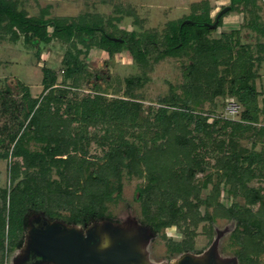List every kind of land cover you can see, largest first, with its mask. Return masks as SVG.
<instances>
[{
    "label": "trees",
    "instance_id": "obj_1",
    "mask_svg": "<svg viewBox=\"0 0 264 264\" xmlns=\"http://www.w3.org/2000/svg\"><path fill=\"white\" fill-rule=\"evenodd\" d=\"M229 2V11L242 4L253 12L247 25L264 38V24L254 12L257 0ZM115 10L120 11L119 6ZM210 11L204 0L193 5L189 14L168 21L160 39L151 37L152 32L132 30L118 37L123 41H112L113 32L106 29L112 25V17L84 13L76 18H50L46 17L47 8L29 16L17 0H0V36L16 40L21 34L25 45L35 48L53 38L69 45L62 58L61 83H57L54 70L43 67L39 96H31L28 86L20 82L19 101L11 96L10 87L0 91L1 109L16 120L15 129L7 132L6 139L0 138V158H9L10 163V187H0L2 256L5 229L13 248L21 241L30 215L82 227L112 221L108 203L121 197L124 175L145 180L136 189L142 230L152 235L170 227L181 230V240L166 238L170 252L192 251L197 225L225 217L236 221L231 236L240 245L237 256L241 261L252 263L264 253V186L249 185L253 179L264 182V124L260 123L264 102L259 106L254 83V65L264 58V44H258L262 55L254 56L249 44H240L235 36L238 30L210 38L222 23L221 16L215 28L206 26L214 20ZM187 18L191 22H184ZM48 26L52 27L50 33ZM92 46L109 57L125 48L142 69L141 75L126 78L122 97L107 99L99 92L79 97L72 90L87 74L79 54ZM166 56L187 59L182 63V90L177 93L172 87L169 95L160 99V106L144 109L133 90L147 79L151 62ZM216 97H233L240 106L239 117L197 110L203 101ZM149 115L153 126L143 122L150 124ZM91 128L103 133H92ZM243 137L252 139L253 144L260 142L262 150L243 147ZM93 139L101 147L100 155L89 152ZM30 142L38 148L31 149ZM209 157L217 161V180L211 194L201 197L211 174L201 182L195 176L207 168ZM174 179L179 181L176 187ZM223 182L230 196L242 197L245 204L235 200L227 206L220 203L217 198Z\"/></svg>",
    "mask_w": 264,
    "mask_h": 264
},
{
    "label": "rangeland",
    "instance_id": "obj_2",
    "mask_svg": "<svg viewBox=\"0 0 264 264\" xmlns=\"http://www.w3.org/2000/svg\"><path fill=\"white\" fill-rule=\"evenodd\" d=\"M204 0H17L18 7L24 8L29 16H36L44 8H47L46 17H67L76 18L80 14L93 13L99 14L103 18L112 17L111 24L106 26L107 31H112L114 37H119L130 31L152 32L151 37L160 39L168 21L181 18L192 11V6L200 5ZM210 6V15L215 19L216 14L223 8L229 6V0H205ZM119 6L120 11H116ZM197 11H200L199 8ZM259 16V21L264 24V0H257V6L254 8ZM252 11L239 4L233 11H227L222 14V23L209 34L210 38H219L222 34H228L238 30L235 36L240 44H249L254 56L262 55L258 44H264L263 36L247 25L248 19L252 16ZM119 17L120 20L114 19ZM189 20V18L185 19ZM214 21V20H213ZM105 23V22H104ZM106 24V23H105ZM50 33L52 27L48 26ZM69 47L68 43L53 38L49 43L39 42L38 47L26 46L23 42V35L16 40H12L8 35L0 36V91L6 86L11 89V96L17 101L20 100L21 91L18 88V82L28 86L31 96L37 97L43 89L42 68L48 67L57 74V83L62 80V58ZM78 47H82L78 43ZM85 63L87 74L81 78L78 88L72 89L77 92L79 97L86 94L101 93L107 99L122 97L125 89V80L129 76L141 75L142 69L131 58L130 53L122 48L112 56L102 49L92 46L89 51L79 54ZM152 57H150L151 60ZM187 62L185 57L166 56L156 62H151L146 69V77L140 86L134 88V93L143 103L144 109L147 106H160V99L167 97L174 87V91L180 93L181 85L184 81L182 63ZM223 68V66H221ZM257 77L255 78V87L258 91V104L262 106L264 102V58L254 65ZM67 85L70 84L67 80ZM95 85V87H94ZM225 97H216L214 101H203L197 107L204 113H218L225 115ZM242 108V107H241ZM239 117V115L237 114ZM236 116V117H237ZM22 119V117H19ZM211 116L208 122L211 121ZM150 124L153 126V117L149 115ZM15 119L11 118L9 112H4L0 105V138L6 139L8 131L15 129ZM260 123L264 124V115L260 116ZM145 127V126H143ZM192 128V127H191ZM100 135V130H95ZM93 128L91 132L94 133ZM140 132V129L138 130ZM100 140V137L98 138ZM240 144L247 149L261 151L263 145L252 139L243 137ZM197 142L203 144L198 138ZM253 144V146H251ZM31 149H37L38 145L30 142ZM101 147L98 141L93 139L89 146L90 154H101ZM201 150L208 151L201 147ZM3 146H0V152ZM209 164L203 172H198L195 180H201L211 174L210 182L207 187L200 192L201 197L211 194L212 186L216 182V171L214 164L216 159L209 157ZM9 158H0V187H10L9 182ZM176 181V182H175ZM123 186L121 197L108 203L109 212L113 220H104L90 223L86 227L80 225H65L60 221L49 222L63 225L64 229H76L86 232L93 229L99 237V248L110 246L116 239L122 238L131 242L134 249L139 253V262L143 264H177L179 260L190 257L200 264H264V253L262 252L252 263L241 261L237 256L240 245L233 241L232 231L236 227V221L225 217H216L210 221L200 222L196 229V236L193 241V250L182 253H172L168 250L166 238L179 241L182 238L181 230L177 227L166 228L154 235L149 231L142 230L140 225V201L137 199L136 189L143 184L145 180L138 177L122 178ZM178 179H174V187L179 184ZM250 186L263 187L264 182L261 179H253L249 182ZM228 185L221 183L219 186V196L217 200L229 205L236 201L240 205L245 204L242 197H231L227 191ZM189 209V206H186ZM256 208V206H255ZM211 211V208L209 209ZM200 212H204L201 207ZM45 220L40 214L30 215L28 226L21 234V241L15 243L12 248V238L6 234L5 229V250L0 253V262L3 264H54L49 259L32 257L30 252L31 236L30 232ZM9 246V247H8ZM8 248V249H7Z\"/></svg>",
    "mask_w": 264,
    "mask_h": 264
},
{
    "label": "water",
    "instance_id": "obj_3",
    "mask_svg": "<svg viewBox=\"0 0 264 264\" xmlns=\"http://www.w3.org/2000/svg\"><path fill=\"white\" fill-rule=\"evenodd\" d=\"M230 9L223 7L212 23H205L213 29L219 18ZM184 22H191L184 20ZM112 41H123L118 37H109ZM57 223L42 220L40 225L30 232V254L32 257L51 260L54 264H143L140 255L131 242L118 238L110 246L99 248V237L93 229L82 232L76 229H64ZM177 264H200L190 257L179 260Z\"/></svg>",
    "mask_w": 264,
    "mask_h": 264
},
{
    "label": "built area",
    "instance_id": "obj_4",
    "mask_svg": "<svg viewBox=\"0 0 264 264\" xmlns=\"http://www.w3.org/2000/svg\"><path fill=\"white\" fill-rule=\"evenodd\" d=\"M225 115L223 117H231L234 118L237 113H239L240 106L239 104L235 101L233 97H227L225 99ZM222 116V115H221Z\"/></svg>",
    "mask_w": 264,
    "mask_h": 264
}]
</instances>
